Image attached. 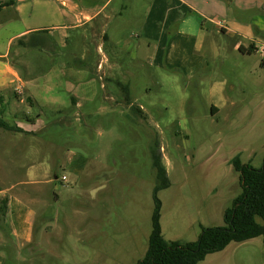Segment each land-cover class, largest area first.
I'll return each instance as SVG.
<instances>
[{
  "label": "rangeland",
  "instance_id": "374dc122",
  "mask_svg": "<svg viewBox=\"0 0 264 264\" xmlns=\"http://www.w3.org/2000/svg\"><path fill=\"white\" fill-rule=\"evenodd\" d=\"M150 2L113 0L115 6L126 4L127 21L120 26L112 18L105 40L90 26L68 29L52 51L25 49L15 59L21 73L27 61L33 74L48 75L52 90L42 94L60 101L47 102L40 91L32 103L27 92L3 95L2 116L9 123L30 125L28 119L38 114L44 121L26 133L0 128V137L7 136L0 138V162L9 159L23 167L9 177L11 192L36 210L32 242L13 251L16 264H132L147 247L152 189L158 183L155 164L164 168L167 180L158 191L162 234L180 241L193 238L194 220L224 224L223 209L241 189L232 156L239 153L242 161L262 164L260 55L232 49L231 34L200 18L205 39L194 53L206 57L200 69L188 75L181 67L158 65L152 59L153 41L147 47L133 23ZM174 29L167 23L166 37ZM47 30L40 32L49 37ZM102 55L116 69L113 80L97 88L96 97L85 101L89 105L75 107L69 86L75 78L87 81ZM210 104L219 107L217 114L209 111ZM29 165L33 168L26 174ZM7 240L11 251L19 247ZM231 245L209 259L264 264V237Z\"/></svg>",
  "mask_w": 264,
  "mask_h": 264
},
{
  "label": "crops",
  "instance_id": "0c3cea01",
  "mask_svg": "<svg viewBox=\"0 0 264 264\" xmlns=\"http://www.w3.org/2000/svg\"><path fill=\"white\" fill-rule=\"evenodd\" d=\"M125 7V3L120 6L113 5V0H13V3L0 11V93L2 97L11 90L16 92L17 88L16 93H23L25 96L26 92L29 93L26 98L31 100V103L35 101L34 93L37 94L40 91L41 95H38L47 99V102L60 104L59 99L42 94V92L48 93L52 90L48 82L49 76L45 75L40 78L33 74L31 63L28 64L27 61L22 62L25 64L26 72L21 73L15 59L21 57L25 49L52 51L54 45H59V42L66 38L68 29L90 26V31L96 35L101 33L102 39L105 40L108 37L106 27L112 18L116 19L120 26L125 20L127 21L123 15ZM140 14L135 13L136 16ZM144 16V20L140 21L139 18ZM193 16L197 17L194 19ZM200 18L213 21L214 25L215 23L219 25L222 32L231 34L234 38L232 45L234 50L239 51L240 45L247 47L253 44V51L239 52L242 55L258 53L261 64L264 65V0H151L147 11L135 18L133 23L136 25L135 29L139 31L140 38L147 40V47L150 46L149 40L153 41L152 59L154 62L158 65L181 67L186 69V74L191 75L200 69L206 59L205 56L194 54L201 49L205 39L203 21L199 20ZM167 23L171 26L175 24L174 32L168 37L164 34ZM45 27H48L49 37L40 32V29ZM50 29H52L51 33ZM124 38L117 42L120 43ZM107 62V57L102 55L101 60L96 62L95 73L90 75L87 81L81 82V79L75 78L73 82L75 85L69 86L70 101L75 107L83 104L89 105L85 101L89 102L96 97L97 88H105L104 81L107 83L106 81L113 80L116 69ZM131 101L128 100L129 105ZM219 110L218 106L209 105V111L212 114H217ZM28 120L32 121L30 125L22 124L20 121L15 124L29 132L36 131V128L42 127L44 123L43 116L39 114L35 119L29 118ZM3 136L7 137L6 135L1 137ZM250 160L251 158L241 161L250 163ZM17 167L23 169L21 165ZM17 167L9 159L4 163L0 162V197H7L6 211L1 219L3 228L0 227V232L6 234L5 240L3 234L0 236V264H16L13 251H22L31 244L33 239L36 210L21 196L11 192L12 181L9 177L13 175ZM29 167L26 174L31 173L33 166L29 165ZM53 178H56V174H53ZM161 217L160 210L162 231ZM194 225L193 238L187 241L196 239L201 225L211 224L194 220ZM1 237L3 242H1ZM8 238L15 240L19 247L11 251L7 244ZM168 240L179 239L168 238ZM232 242L235 241L229 242L219 251L206 254L200 261L203 263H199L216 264V259H209L210 256L230 248ZM215 258L219 257L215 256Z\"/></svg>",
  "mask_w": 264,
  "mask_h": 264
},
{
  "label": "trees",
  "instance_id": "16d2710c",
  "mask_svg": "<svg viewBox=\"0 0 264 264\" xmlns=\"http://www.w3.org/2000/svg\"><path fill=\"white\" fill-rule=\"evenodd\" d=\"M13 0H0V11ZM241 52L254 50L253 44L239 46ZM3 97L0 93V128L12 132H28L2 116ZM233 168L239 173L241 190L223 211L224 224L201 225L195 240L165 239L160 225L161 200L158 191L167 185L165 170L157 165L158 183L152 189L150 231L144 254L132 264H197L206 254L223 249L229 242H241L255 236H264V156L258 167L242 162L239 155L231 157ZM161 178V181H160ZM160 181V182H159ZM7 197H0V219L5 214ZM0 227L3 228L2 224Z\"/></svg>",
  "mask_w": 264,
  "mask_h": 264
},
{
  "label": "built area",
  "instance_id": "2783aa9c",
  "mask_svg": "<svg viewBox=\"0 0 264 264\" xmlns=\"http://www.w3.org/2000/svg\"><path fill=\"white\" fill-rule=\"evenodd\" d=\"M17 90H18V89L16 88V92H18ZM61 179H62V180H65V179H66L65 175H61Z\"/></svg>",
  "mask_w": 264,
  "mask_h": 264
}]
</instances>
